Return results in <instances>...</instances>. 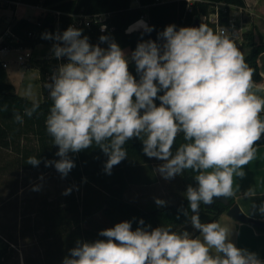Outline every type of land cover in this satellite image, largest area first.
<instances>
[{"label": "clouds", "instance_id": "9594fccd", "mask_svg": "<svg viewBox=\"0 0 264 264\" xmlns=\"http://www.w3.org/2000/svg\"><path fill=\"white\" fill-rule=\"evenodd\" d=\"M137 30L150 34L154 26L141 19L126 34ZM42 39L53 41L57 60L67 61L44 85L52 101L45 127L58 149V159H43L45 167H54L64 179L76 167L73 156L95 146L107 157L103 171L111 175L128 157L124 146L137 138L148 158L161 161L155 171L164 180L191 170L195 181L186 188L188 207L178 213L199 236L174 231L171 225L152 228L142 218L133 230V221L125 220L100 230L104 239H77L62 264H264L258 253L236 245L228 226L200 218L202 203L236 195L234 178L246 177L244 169L256 159V145L264 136V96L258 94L264 93V84L254 82V70L233 39L203 23L169 24L155 40L141 39L130 52L111 35L92 44L83 29L71 25L63 32L46 31ZM23 94L34 95L32 84ZM39 108L33 100L23 115L14 113L15 122L23 124L24 116L31 118ZM6 110V105L0 108ZM26 163L38 167L41 159L30 156ZM39 179L44 180L43 174ZM42 186L34 185L32 191ZM242 196L254 198L256 193L249 188ZM154 202L157 207L167 204L160 198ZM252 208L253 215H264V201L253 202Z\"/></svg>", "mask_w": 264, "mask_h": 264}, {"label": "trees", "instance_id": "16d2710c", "mask_svg": "<svg viewBox=\"0 0 264 264\" xmlns=\"http://www.w3.org/2000/svg\"><path fill=\"white\" fill-rule=\"evenodd\" d=\"M224 1L229 4L245 7V0H207L195 6L193 12L186 13V3L182 0H173L166 3H156V0H140V5L132 6V0H0L5 4L15 7L14 3H23L32 6L44 7L53 12H48L36 20L29 18L14 19L10 23L12 37L17 38V48L34 49L38 45H52L53 41L42 39V33L56 31L63 32L70 25L83 29V35L89 37L92 44L99 43L101 35H111L122 49L134 50L141 39H156L157 33L167 25L175 24L179 27H191L193 20L202 13L211 11L212 2ZM57 12H60L58 15ZM109 14L105 20L108 28L101 31L102 22L93 21L90 26L77 25L75 15ZM264 0H260L255 8L252 19V28L245 33V41L237 46L244 55L245 61L254 70L253 80L257 84L264 82L259 65V57L264 53ZM146 17L149 26H154L150 34H143L142 30L126 34V29L136 21ZM226 23V20L224 21ZM13 39V38H12ZM3 44H7L4 42ZM102 47H107L102 44ZM14 47V45H12ZM33 65L40 70L41 81L44 89V100L39 102L40 108L31 118L24 116V123L19 124L14 120V113L23 115L26 107H31L32 101L16 92L15 86L8 81V73L0 62V108L7 106L6 111H0V146L13 150L19 154V164L25 169L51 171L54 167H45L43 159H58L55 152L58 150L52 145V138L47 134L45 119L52 101L48 97V90L44 85L48 82L58 60L53 57L38 58ZM129 70L136 75L135 64L130 63ZM138 78V77H137ZM159 104V101H156ZM29 140L31 144H22V140ZM35 140V144L32 140ZM183 142V137L178 136L176 145ZM264 145V136L257 143L256 148ZM128 157L119 165L114 166L111 175L105 174L100 159L104 156L98 147H92L73 156L76 167L66 177L69 187L76 188L67 195L64 208L57 210L53 217L54 233L57 239L63 236L62 244L57 249L58 253L66 256L69 249L75 246L77 239L94 241L104 239L98 236L102 229L85 228L83 222L91 219L100 212L106 215H117L119 222L132 220L133 230L138 226L139 219L152 228L158 226L178 227L186 223L187 218L178 210L183 206L188 207L187 199L168 206L147 208L125 197L126 190L133 183H152L144 173V167L150 162L142 151V142L133 138L124 146ZM173 151H175V146ZM36 156L41 159L38 167L26 163L28 157ZM149 165V164H148ZM140 169V170H139ZM56 171V170H55ZM193 179L194 173L186 171ZM86 178V182H83ZM84 187L82 197L76 194L77 187ZM229 204L217 203L212 209L200 207L202 222L218 221L221 214L227 212L236 203L234 197H228ZM179 214V219L177 215ZM133 218H136L133 220ZM51 219V218H50ZM61 229V230H60ZM67 230V232H66ZM264 230V229H262ZM65 232V233H64ZM67 247V249H64ZM12 251V242L0 232V264H8L7 259Z\"/></svg>", "mask_w": 264, "mask_h": 264}, {"label": "rangeland", "instance_id": "374dc122", "mask_svg": "<svg viewBox=\"0 0 264 264\" xmlns=\"http://www.w3.org/2000/svg\"><path fill=\"white\" fill-rule=\"evenodd\" d=\"M137 4L136 0H132L133 6H137ZM42 12L41 9L36 7L20 5L18 15L36 19L42 15ZM48 12L53 11L47 9L44 14ZM1 14L5 15L4 24L1 25L0 19V29L2 30L8 26V22L14 14V8L10 5L8 10L2 11ZM0 34H4V32H0ZM12 40V38L6 37L5 42L14 45ZM26 52L27 50H13L8 55V59L16 61L19 56L24 55ZM49 56L53 57V54H49ZM64 62H67L66 59H62L61 63ZM15 64L18 63L15 62ZM59 64L60 61H58ZM13 80L18 85V91L20 92L21 88L17 75ZM18 160L17 153L0 146V232L10 238L12 242V251L7 263L62 264L64 256L58 253L57 249L60 245H63L61 242L65 235L59 236L58 239L53 235L55 230L53 217L57 210L65 206L66 196L62 193L69 188L68 182L66 178L61 179L58 173L46 174L40 170L25 169L19 164ZM106 160L107 157L104 155L100 159L101 164L104 165ZM41 174L44 176L43 181L39 179ZM161 179L162 183L159 188L162 187L164 190L169 191V194L164 195L162 198L167 201L166 206L185 200L187 186L189 184L193 185L192 177L186 172L174 179L164 180L162 177ZM37 184L43 185L41 191H32L33 186ZM160 192L157 189L156 194L159 195ZM76 194L82 197L84 194L82 188L77 187ZM155 198H159V196ZM139 203L147 208L157 207L154 200H140ZM116 223L118 222L113 218L110 222H107L103 212L83 222L86 228L92 229H105L113 227ZM184 225L191 226L185 223L172 228L174 231H181L180 228ZM190 232L193 233V230H190ZM64 249H67V247H64Z\"/></svg>", "mask_w": 264, "mask_h": 264}, {"label": "crops", "instance_id": "0c3cea01", "mask_svg": "<svg viewBox=\"0 0 264 264\" xmlns=\"http://www.w3.org/2000/svg\"><path fill=\"white\" fill-rule=\"evenodd\" d=\"M259 1L260 0H245V7H243L242 9L243 11H241L240 8H237L234 10V13H235L234 15L236 16L239 22H240V19H242L243 17L246 18L247 16H250L249 20L245 21L247 32L250 31V29L252 28V19L255 15V8L258 5ZM14 5H15L14 14L11 20L8 22V26H6L2 30L0 29V32H4V34H0V38L1 37H3L4 39H6V37H8L9 39L13 38L12 43H14V47H12V49L8 53L0 55V62L7 63L6 70L8 73V81L11 82L15 86L16 92L18 94L24 96L23 93L27 85L32 84L34 95L32 97H27V98L31 101L37 100L38 102H42L45 97V94H44L45 92L43 89V83L41 81V73H40V70L33 65V62L37 60L38 58L51 57L49 56V54H52L51 52L52 45H38L34 49L22 47L23 48L22 50H27V52L28 51L32 52L31 59H29L25 63L21 62L19 59L16 61L15 60L10 61L8 59V55L13 50H18V48L15 47L18 40L17 38L12 37L10 23L14 19L18 20V19L23 18L22 16L18 15L19 6L27 5V4L14 3ZM9 6H10L9 4L0 2L1 25L4 24V16H5L4 14H1V12L8 10ZM29 6H32V5H29ZM137 6L139 5L137 4ZM137 6H133V7H137ZM32 7L41 9L43 11L42 15H44V11L47 10L44 7H39V6H32ZM242 12H243V16H242ZM259 16L260 15H258V17ZM260 18L264 20V17L260 16ZM36 19H32V20H36ZM125 50L128 52L131 51V49L129 48ZM46 52H48L47 55H45ZM15 62H17L18 64H15ZM259 65H260L261 73L264 77V53H262L259 57ZM16 75L19 78V85L21 88L20 92L18 91V85L13 80V78H15ZM262 84H264V82ZM258 94L261 96H264V93H258ZM261 118L264 119V113L261 114ZM28 143L30 144L31 141L24 140V139L22 140L23 145H26ZM32 143L35 144L36 143L35 140ZM18 156L20 157L19 154ZM160 163L161 161L155 158L150 159V162L147 163L146 166L144 167V173H146V176L149 180H152V183L130 184L125 194V197L128 200H131L137 204L142 205L141 203H139L140 200H154L156 196H159V198L162 199L164 195L167 196L169 194V191L164 190V188L162 187L159 188L162 183V179H161V176L158 173H156L155 168ZM28 170H34V169H28ZM244 170L246 171V177L244 179L241 180L239 178H234V185H233L234 190H237V187H238V190L236 191V195L234 196V198L236 199V203L242 208V210L248 216L264 221V215H260L258 212L255 215L252 214L253 213V208H252L253 202L259 205V203L264 201V145L257 147L256 159L253 160L251 163H249L245 167ZM40 171H43V170H40ZM43 172H45L46 174L57 173L55 170H51L47 172L43 171ZM249 188H252L255 191L256 196L254 198H244L242 196L243 191H246ZM157 189L161 191L159 195H157L158 193L156 194ZM82 191L83 193H85L83 186H82ZM227 212L221 214L218 221L216 222H219L222 226L226 225L234 231V235L232 239L234 240V242L236 243L238 247L247 248L250 251H254L258 253L261 259H264V230L252 224L234 219L230 217ZM104 217L107 222H110V220L113 218L119 223L116 214H113L112 216L104 214ZM84 227L86 228V226ZM186 227L187 225L182 226V228H180L181 231L187 230L190 232V230H193V233L199 236V233L195 232L191 226L187 228Z\"/></svg>", "mask_w": 264, "mask_h": 264}, {"label": "built area", "instance_id": "2783aa9c", "mask_svg": "<svg viewBox=\"0 0 264 264\" xmlns=\"http://www.w3.org/2000/svg\"><path fill=\"white\" fill-rule=\"evenodd\" d=\"M138 5H140V0H136ZM186 3V13L193 12L195 6L201 2H207V0H182ZM168 1L166 0H156V3L162 4L166 3ZM240 8L241 11H243V7L235 6L232 4H229L224 1H214L212 2L211 11L209 13H202L198 17H196L193 22L198 18L200 20V24H207L209 27H211L214 31L217 33L223 31L226 35H229L233 41L236 43L237 46H240L245 41V33L247 32L245 21L249 20L250 16H247L246 18L240 19V22L237 20L236 16L234 15V10ZM59 15L60 12H57ZM109 14H98V15H75L76 18V24L77 25H87L90 26L93 21L96 22H105V20L108 18ZM243 16V12H242ZM142 19L147 23L146 17L143 16ZM226 20V23L224 21ZM148 24V23H147ZM106 26V30L108 28L106 23H103L101 25V29ZM106 32V31H104ZM5 42V39L3 37L0 38V55L8 53L12 46L9 44H3ZM23 48H18L19 50H22ZM32 57V52L28 51L24 55L19 56V60L23 63L27 62ZM60 63L62 62L61 60ZM4 68L7 67V63H2Z\"/></svg>", "mask_w": 264, "mask_h": 264}, {"label": "water", "instance_id": "95a60500", "mask_svg": "<svg viewBox=\"0 0 264 264\" xmlns=\"http://www.w3.org/2000/svg\"><path fill=\"white\" fill-rule=\"evenodd\" d=\"M200 25V20L197 18L195 20V22L193 23V25L191 27H199ZM217 203H222L225 205L229 204V199L228 198H214V203L212 205H204L205 209H212L215 204ZM228 215L234 219H237L239 221L242 222H246L249 224H252L258 228H262L264 229V221L252 218L250 216H248L243 210L242 208L238 205L235 204L234 206H232L229 210H228Z\"/></svg>", "mask_w": 264, "mask_h": 264}]
</instances>
